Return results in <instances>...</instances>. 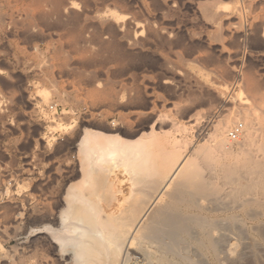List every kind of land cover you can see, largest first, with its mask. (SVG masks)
<instances>
[{"label":"bare ground","instance_id":"obj_1","mask_svg":"<svg viewBox=\"0 0 264 264\" xmlns=\"http://www.w3.org/2000/svg\"><path fill=\"white\" fill-rule=\"evenodd\" d=\"M230 1L249 11L242 37L255 34V40L263 39L264 0ZM63 9L69 14L76 11V4L68 2ZM226 13L222 8L213 13L216 30L222 29ZM104 15L91 22L102 26L113 18ZM132 25L133 36L121 37L126 35L136 47L144 39L135 40L148 27ZM88 40L83 36L79 42ZM249 73L230 69L222 73L244 87L248 100L238 101L231 114L213 122L197 115L181 122L192 107L173 104L180 118L170 115L166 102L144 87L88 92L89 116L80 125L76 113L68 124L67 143L75 150L70 181L52 208L40 203L35 210L40 243L58 250L62 264H244L249 255L256 262L264 250V79ZM200 80L194 81L196 87L208 88ZM214 92L218 105L223 104L220 84ZM37 97L46 103L48 92L40 91ZM115 111V123L107 124ZM96 115L99 121L94 123ZM237 122L242 124L241 133L231 141L228 132ZM21 190L20 186L18 193ZM46 260L39 264H51Z\"/></svg>","mask_w":264,"mask_h":264},{"label":"rangeland","instance_id":"obj_2","mask_svg":"<svg viewBox=\"0 0 264 264\" xmlns=\"http://www.w3.org/2000/svg\"><path fill=\"white\" fill-rule=\"evenodd\" d=\"M68 2L76 4L70 15L63 9ZM216 8L232 17L221 30L214 27ZM105 13L113 16L114 23L91 22ZM248 14L241 3L230 0H0V264H39L41 259L62 264L58 250L38 240L42 235L36 231L41 225L35 210L40 203L52 208L70 181L75 150L67 143L68 124L76 113L80 125L89 116L88 92L147 88L166 102L170 115L176 116L173 104L192 107L183 123L192 115L216 121L231 114L238 101L248 100L244 87L222 74L230 69L264 79V38L240 34ZM135 23L148 27L135 40L144 39L136 47L126 35L121 37H130ZM83 36L91 42L80 43ZM195 80L208 88L200 91ZM219 84L221 105L214 92ZM40 91L48 92L46 103L39 101ZM116 112H110L107 124L115 123ZM98 121L94 116V123ZM260 252L258 261L249 255L244 264H264V250Z\"/></svg>","mask_w":264,"mask_h":264},{"label":"built area","instance_id":"obj_3","mask_svg":"<svg viewBox=\"0 0 264 264\" xmlns=\"http://www.w3.org/2000/svg\"><path fill=\"white\" fill-rule=\"evenodd\" d=\"M242 126L241 124L235 125L229 132H228V138L231 141H235L239 138V135L241 133ZM1 167V164H0Z\"/></svg>","mask_w":264,"mask_h":264}]
</instances>
